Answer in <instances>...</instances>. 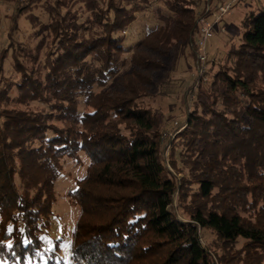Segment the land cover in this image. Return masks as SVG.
<instances>
[{
	"label": "trees",
	"instance_id": "1",
	"mask_svg": "<svg viewBox=\"0 0 264 264\" xmlns=\"http://www.w3.org/2000/svg\"><path fill=\"white\" fill-rule=\"evenodd\" d=\"M40 2L16 0L0 58V264H56L59 244L47 254L42 237L64 162L81 153L90 164L68 194L80 210L74 264H264V5L208 62L207 90L195 88L181 134L193 177L177 180L160 153L161 117L140 101L172 50L196 52L213 0H164L170 15L137 41L131 70L108 89L138 14L156 0H47L48 22L34 13ZM23 17L40 39L34 48L15 39Z\"/></svg>",
	"mask_w": 264,
	"mask_h": 264
},
{
	"label": "rangeland",
	"instance_id": "2",
	"mask_svg": "<svg viewBox=\"0 0 264 264\" xmlns=\"http://www.w3.org/2000/svg\"><path fill=\"white\" fill-rule=\"evenodd\" d=\"M47 0L41 2L35 7L34 13L39 16L43 22H48V15L43 9V5ZM52 1V0H49ZM226 0H213L210 15L214 14L219 4H223ZM235 1V0H234ZM16 0H0V58L3 52L9 49L8 30L10 26L9 16L13 13ZM264 5V0H236L232 5L231 12L221 20L215 23V33L213 38L207 43L206 52L209 60L219 62L220 57H224L226 53V42L233 40L235 35L241 30V22L244 15L250 10H258ZM206 11V10H205ZM204 11V14L206 13ZM170 14L165 8L164 0H156V5L151 11L138 14V22L135 26V31H132L131 37L126 45L124 58L126 64L121 66L119 73L103 87L108 89L112 87L116 79L124 73L131 70L130 57L132 51L137 44V41L145 35L150 29L161 28L163 23L160 20L161 16H169ZM20 30L15 36L17 42L26 47L34 48L40 39L34 37L33 27L25 17L20 18ZM85 17L82 19L84 20ZM136 32V33H135ZM197 49L195 46L193 49ZM7 52V51H6ZM196 59L197 50L193 51L190 47L178 46L172 50L171 55L165 59V67L157 74L156 86L153 90L152 97L144 98L140 101L141 106L152 108L162 120V132L170 133L171 136L161 144L160 153L165 161L167 168L173 172L177 180H182L185 177L192 178L189 163L194 160L192 154L187 153L184 144V138L181 137L182 132L186 129V122L190 109L197 104L193 101L195 88L202 85L203 91L207 90L211 81L199 84L196 78ZM0 59V64H1ZM8 68L12 70L11 63H8ZM218 69L214 67L213 71ZM103 88H96L100 91ZM83 103V102H82ZM43 106L39 103H33L30 109H40ZM26 109L25 106H18L17 109ZM219 109H222L219 107ZM177 123V125H176ZM80 162L74 160H66L64 162L63 174L55 183L56 202L53 207V216L51 229L43 234L45 241V250L47 254L54 249L55 244H59L60 252L56 259V264H74L71 251L69 250L72 242V235L75 227V222L78 219L80 210L78 206H73L68 198V194L78 187V181L85 177L90 164V159L85 153L80 154ZM175 160L178 162L175 163ZM177 164V166L175 165ZM176 166V167H175ZM178 199L175 204L177 206ZM179 219L182 217L179 216ZM216 241L215 234L210 230L202 231V242L206 247L214 246ZM212 246V248H213ZM30 264V263H29Z\"/></svg>",
	"mask_w": 264,
	"mask_h": 264
},
{
	"label": "built area",
	"instance_id": "3",
	"mask_svg": "<svg viewBox=\"0 0 264 264\" xmlns=\"http://www.w3.org/2000/svg\"><path fill=\"white\" fill-rule=\"evenodd\" d=\"M236 1V0H235ZM234 0H226L223 4H219L216 8V12L212 15L208 14L211 10L210 6L206 9V13L201 16L199 20V32L196 36V50H197V59H196V78L199 84H204L208 82V70H209V57L206 52L207 43L213 38L215 33V23L221 22L224 17H226L232 10V5L235 2ZM177 125V123H176ZM171 136L170 133H164L162 136V143L165 144V141Z\"/></svg>",
	"mask_w": 264,
	"mask_h": 264
}]
</instances>
